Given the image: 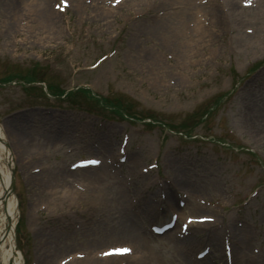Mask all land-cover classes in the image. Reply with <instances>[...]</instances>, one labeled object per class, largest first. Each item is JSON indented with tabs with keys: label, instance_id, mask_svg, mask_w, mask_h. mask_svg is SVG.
Here are the masks:
<instances>
[{
	"label": "rangeland",
	"instance_id": "rangeland-1",
	"mask_svg": "<svg viewBox=\"0 0 264 264\" xmlns=\"http://www.w3.org/2000/svg\"><path fill=\"white\" fill-rule=\"evenodd\" d=\"M5 1L0 2V76L10 68H19L23 75L33 67L36 77L60 88L83 86L101 97L122 94L133 100L137 118L121 119L84 94L46 95L43 82L0 87V122L15 167L14 215L21 224L16 245L24 264H61L74 251L86 256L65 264H92L97 250L126 242L113 236L112 228H125L115 216L119 210L130 213L128 201L136 205L137 221L149 230L152 213L135 204L136 187L144 189L148 177L154 193L159 184L169 182L175 194L177 188L187 198L190 191L195 193V202L211 196L219 200L213 208L217 228L223 219L240 235H250L255 264H264V62L247 74L254 62L264 60L261 1L244 7L242 0H234L232 8L228 0H211L208 15L197 8V0H130L106 17L99 6L107 5L100 0H74L64 12L39 1L35 6L19 3V15ZM134 3L140 5L132 7ZM27 8L33 11L20 17ZM196 19L203 23V32ZM226 91V97L210 104L213 109L191 138L139 119L153 114L177 123ZM126 137V152L134 160H116L101 169L103 175L67 172L69 161L84 154L109 149L118 154V144ZM219 137L237 145L219 144ZM156 155L157 168L134 176ZM49 171L52 176H46ZM182 181L193 188L182 187ZM184 212L199 210L189 207ZM149 241L158 254L153 264H182L165 238L151 236ZM191 241L194 253L205 244ZM221 253L213 264L223 260L222 248Z\"/></svg>",
	"mask_w": 264,
	"mask_h": 264
},
{
	"label": "bare ground",
	"instance_id": "bare-ground-1",
	"mask_svg": "<svg viewBox=\"0 0 264 264\" xmlns=\"http://www.w3.org/2000/svg\"><path fill=\"white\" fill-rule=\"evenodd\" d=\"M37 1H41V3L43 4L44 0H6L4 3H8V5H12L14 8H17L19 3H22V7L27 2H30V6H35ZM174 1L176 2V0ZM0 2H2V0H0ZM232 2L233 0H230L229 5H231V7L233 8ZM120 4H122V2ZM144 4L148 5L149 7L154 5V3L152 2H145ZM131 5L132 7H134L135 5H140V3H134ZM260 6L264 10V1L261 0ZM27 7L29 6L27 5ZM197 8L202 9V7L200 6H198ZM17 9L18 13H20L21 9ZM218 9H220V5L216 4L214 11L217 15H219ZM26 11H33V9L27 8L25 9V13H27ZM213 18H215L216 20L215 15H213ZM202 28L203 27H200L199 29L202 30ZM7 137L8 136L6 134L5 127L0 123V214L3 216L2 228L0 230V264H8L10 258L13 256L14 253V236L12 232V225H9L8 227L6 224V220L14 216V212L16 209L15 197L11 194L7 195V192L9 191L8 187L10 184V169L13 167L14 163L13 156L10 150L7 148L4 141H2L8 140ZM15 137L18 140L23 139L17 134H15ZM101 143L107 144V142ZM97 168L98 167L82 168V172H89L95 169L99 171L100 169ZM91 174L95 175L97 174V171H92ZM182 183L184 182H181V184ZM142 199H145V202L143 204L144 213H146L147 211H155L156 208L153 205L154 202L152 201L153 198H151V195L146 194L142 197ZM164 202L166 204H164ZM187 203L188 205H190L192 204V201L188 199ZM161 204L164 205V207L166 208H164V213L160 215V217H158L159 214L157 215V218L153 217L162 221L160 225L168 223L171 220V214L173 213H178L179 218H182V215H184L183 212L179 211L176 205H174V203L171 201L168 193H165L163 202H161ZM124 214V210H119L117 211L115 218L121 221V224L124 227L128 226V228L122 229L120 232L116 230L114 236L116 237L122 235V237H127V239L132 243L131 248L133 249V251L131 250L130 253L124 255H113L103 258L92 256L91 258L94 259L93 261H90L92 264H110L111 262L115 263V261L117 262V264H153V262L158 259V254L154 251V249H152V245L149 242L148 236H150V234H148L146 230H140V228L136 226V219L134 216H132L130 213H127L125 215ZM214 225L215 221L195 223L194 228H192V234L187 233V235H180L178 233L179 231L175 232V230L169 229L167 231H164L161 234V237L165 238L168 242L172 244L173 250L175 251L177 257L182 259L183 264H213V258H211V256H216L220 258L221 247L219 245V239H222L224 236L229 237L230 245L232 247L230 251L231 264H255V262L257 263V261L254 260V255L250 253L249 245L251 240L248 234L240 235L237 231L231 228H229V230L226 232L216 234L213 233V230H211V227ZM200 231L204 232V236H199ZM191 237L201 238L205 241L207 245L211 247V249L205 256L198 258L196 257V255L194 256L191 252L189 253V249L193 247L191 243ZM20 263L21 260L20 257H18L16 264Z\"/></svg>",
	"mask_w": 264,
	"mask_h": 264
},
{
	"label": "snow or ice",
	"instance_id": "snow-or-ice-1",
	"mask_svg": "<svg viewBox=\"0 0 264 264\" xmlns=\"http://www.w3.org/2000/svg\"><path fill=\"white\" fill-rule=\"evenodd\" d=\"M116 251H127L126 249H123V250H116Z\"/></svg>",
	"mask_w": 264,
	"mask_h": 264
}]
</instances>
